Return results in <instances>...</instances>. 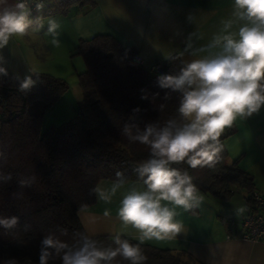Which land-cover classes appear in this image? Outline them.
I'll return each mask as SVG.
<instances>
[{
  "label": "trees",
  "instance_id": "trees-1",
  "mask_svg": "<svg viewBox=\"0 0 264 264\" xmlns=\"http://www.w3.org/2000/svg\"><path fill=\"white\" fill-rule=\"evenodd\" d=\"M93 2L42 0V8L32 13L29 20L53 13L68 15L72 8L88 7ZM75 49L85 64L78 73L82 97L70 119L44 131V111L67 91L66 82L36 72L31 76L32 85L21 90L22 82L0 60L7 73L0 74V151L6 155V160L0 161V172L12 175L11 181L0 182V217L20 218L16 229L0 228V264L10 258L16 264H39L41 240L49 232L68 242L74 234H86L78 214L95 203L91 190L99 181H115L119 171L126 182L143 185L133 168L149 157V149L121 135L125 122L138 124L142 129L147 123L163 125L177 116L179 93L161 89L157 83L159 76L176 74L184 66L177 55L163 62L154 61L159 64V71L151 73L150 65L138 60L142 56L133 45H124L111 34L80 39ZM166 93L169 99H165ZM36 103L40 107L34 112L31 106ZM137 108L139 111L134 112ZM232 132V127L224 130L222 144ZM221 155L215 168L192 169L186 163L173 166L187 170L199 192L220 199H229L235 187L244 189L246 210L248 195L256 191L253 178L238 166L237 160L226 163L224 145ZM32 176L36 177L35 182L21 188L18 181ZM25 224L30 228L25 230ZM64 229L66 234L61 233ZM113 236L101 234L93 238L110 245ZM140 246L147 256L146 264H205L184 251L145 243Z\"/></svg>",
  "mask_w": 264,
  "mask_h": 264
},
{
  "label": "clouds",
  "instance_id": "clouds-1",
  "mask_svg": "<svg viewBox=\"0 0 264 264\" xmlns=\"http://www.w3.org/2000/svg\"><path fill=\"white\" fill-rule=\"evenodd\" d=\"M32 3L37 8L43 6L37 0H0V49L13 37H24L42 27H33L29 20ZM235 25L238 27L233 30ZM59 27L55 19H49L47 34L53 45L60 43ZM197 53L206 54L186 62L178 73L164 74L157 80L161 89L179 93L177 116L163 125L147 123L142 129L125 122L121 129V135L130 142L149 149V157L133 168L144 187L127 191L117 212L123 228L137 231L140 243L122 238L121 232L113 236L110 245L85 233L74 234L68 242L49 232L41 240L39 264H146L147 256L140 244L170 240L182 231L176 209L199 207L204 197L189 172L173 165L215 168L222 160L220 138L224 130L264 107V0H234L232 18L222 21L221 33L192 55ZM0 74H7L2 66ZM32 83L31 77H26L21 90ZM169 98L166 93L165 99ZM4 160L6 155L0 151V161ZM115 176L110 187L97 185L91 190L99 200L111 203L118 190L124 188V174L117 171ZM11 180L10 173L0 172V182ZM35 180L32 176L18 183L21 188L30 187ZM105 215H109L107 210ZM19 224L18 216L0 217V228L5 230L16 229ZM4 264H16V260L10 258Z\"/></svg>",
  "mask_w": 264,
  "mask_h": 264
},
{
  "label": "crops",
  "instance_id": "crops-1",
  "mask_svg": "<svg viewBox=\"0 0 264 264\" xmlns=\"http://www.w3.org/2000/svg\"><path fill=\"white\" fill-rule=\"evenodd\" d=\"M233 6L234 0H94L91 6L74 7L68 15L48 18L59 23L60 42H66L68 50L75 48L80 39L111 34L122 44L133 45L146 65L163 62L165 57L173 55L185 64L206 54L192 55L221 33L222 21L232 18ZM43 25L40 28L47 32L48 22ZM235 27L238 25L233 30ZM31 35L30 31L24 37H13L0 49L2 64L20 82L43 71L39 70L43 61L35 55ZM232 128L233 132L223 140L227 152L225 161L229 165L237 160L238 166L252 176L255 190L264 194V107L251 117L238 119ZM113 182L101 180L97 185L110 187ZM133 187L142 189L143 185L126 182L111 203L99 200L95 194V203L78 214L86 234L115 235L121 232L122 236L140 242L136 239L137 231L131 227L123 228L117 215L121 199ZM200 194L204 199L199 207L176 209V219L183 225L176 237L143 243L175 252L184 251L205 264H264V240L227 238L229 222L235 223L237 231L244 216L245 190L235 187L233 195L226 200L210 193ZM106 210L109 215H105Z\"/></svg>",
  "mask_w": 264,
  "mask_h": 264
},
{
  "label": "rangeland",
  "instance_id": "rangeland-1",
  "mask_svg": "<svg viewBox=\"0 0 264 264\" xmlns=\"http://www.w3.org/2000/svg\"><path fill=\"white\" fill-rule=\"evenodd\" d=\"M59 15V13L47 14L33 21L32 26L45 24L49 21L50 16ZM43 23V24H42ZM47 27V25H43ZM45 28H40L39 31H31V43L35 46V55L43 64L39 67L42 73H48L55 77L63 79L68 89L67 91L47 110L44 111L41 121V130L44 131L50 125H58L75 114V109L82 97V90L78 81V73L85 69L83 58L76 52V47L66 49L65 43L59 45L52 44V37L44 32ZM63 34V31L60 33ZM61 36L58 39L60 41ZM40 107L39 103L33 104L31 110L36 112Z\"/></svg>",
  "mask_w": 264,
  "mask_h": 264
},
{
  "label": "built area",
  "instance_id": "built-area-1",
  "mask_svg": "<svg viewBox=\"0 0 264 264\" xmlns=\"http://www.w3.org/2000/svg\"><path fill=\"white\" fill-rule=\"evenodd\" d=\"M42 4V0H37ZM36 7V3L30 5V15L41 9ZM29 15V17H30ZM143 62L142 57H138ZM151 73L159 71V64L152 63L149 66ZM239 237L249 241L264 240V194L253 191L248 195V203L246 204L245 214L239 222L238 230H235V223L229 222L227 227V238Z\"/></svg>",
  "mask_w": 264,
  "mask_h": 264
}]
</instances>
